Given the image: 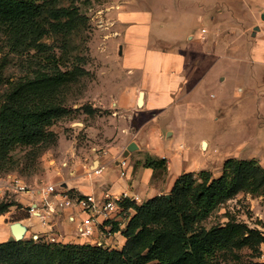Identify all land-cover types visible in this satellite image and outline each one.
I'll use <instances>...</instances> for the list:
<instances>
[{
    "label": "trees",
    "instance_id": "obj_1",
    "mask_svg": "<svg viewBox=\"0 0 264 264\" xmlns=\"http://www.w3.org/2000/svg\"><path fill=\"white\" fill-rule=\"evenodd\" d=\"M82 23L84 18L74 7H50L46 0H0L3 50L20 56L36 51L39 61L45 57L49 62L12 84L0 98V174L37 173L42 154L58 142L51 128L72 113L67 106L69 94L87 73L78 67L62 71L60 61L45 54L42 41L51 30L69 36ZM79 110L86 115L96 112L87 106ZM167 165V159L150 156L144 161V167L156 174L166 172ZM241 195L264 199V167L256 159H228L217 178L208 171L184 174L176 181L171 199L158 196L142 205L123 202L125 211L132 210L134 215L123 230L119 223L113 225L112 232H120L127 240L121 250L11 240L0 244V264H253L242 262L235 251L262 246V232L235 220L206 225ZM12 207L13 203H2L0 215Z\"/></svg>",
    "mask_w": 264,
    "mask_h": 264
},
{
    "label": "crops",
    "instance_id": "obj_2",
    "mask_svg": "<svg viewBox=\"0 0 264 264\" xmlns=\"http://www.w3.org/2000/svg\"><path fill=\"white\" fill-rule=\"evenodd\" d=\"M238 1L244 8L254 9L253 1ZM118 3L120 8L129 12L126 17L129 28L120 52L121 65L129 79L120 83L117 91L106 100L108 102L100 100L94 105V108H108L109 116L104 118L103 131H89L97 132L88 141L90 148H83L75 141L66 151L61 149L57 158L45 161L43 168L46 178L43 180L44 186L64 185V189L75 199L87 196L101 199L105 193H110L113 196L126 195L127 200L142 205L155 197L171 195L176 181L184 174L211 172L212 162L219 157L209 152L201 153L198 149L204 142L210 147V138L205 134L196 141V151L201 156L198 162H192L189 148L184 154L174 149L170 141L182 128L179 126L185 125L187 118L192 120L193 117L195 120L200 115L197 111L195 117L192 109L207 110L210 101L213 102L212 107L217 109L216 121L219 122L224 116L223 110L218 113L219 107L214 100L219 99V103L224 105L225 87L222 82L214 81L210 72L192 79L193 76L186 73L189 55L164 50L156 42L161 34L168 33L174 27L182 30L186 24L189 27L188 41L200 48L199 60L207 58L211 48L205 42L208 33L202 28L211 23L208 17L209 0H161L160 5L150 0H119ZM174 10L184 12L174 15ZM204 30L206 33H203ZM259 49L253 54L257 62L255 67H264V50ZM216 54L218 59L223 58V53ZM231 113L241 115V111L234 113L232 110ZM241 117L237 118L235 132L243 135L246 129L240 126ZM78 127L86 131L89 129L85 124ZM133 143L138 149L127 157L128 148ZM182 146L181 149L184 148ZM148 156L167 159V171L156 174L153 169L144 167ZM124 161L127 162L126 167H122ZM100 169L103 170L102 174L95 175V171ZM222 170L223 166L213 176H221ZM122 172L126 176H122ZM16 179H20L16 174H10L5 180L0 178V200L6 189L13 187L11 183ZM239 198H246L255 216L264 222V207L260 200H254L251 195H241ZM17 200L29 213L31 207L36 211L24 219H10L14 207L0 215V244L14 240L10 227L19 222L28 229L24 240L33 236L46 242L55 236L62 244L96 245L100 236L97 231L96 236L88 240L78 236L77 226L89 219L81 207L49 213L39 197L18 194ZM129 213L130 216L134 215L132 210ZM100 222L103 223V219ZM127 224L125 219L120 218V229H125ZM126 241L120 232L106 239V243L114 249H122Z\"/></svg>",
    "mask_w": 264,
    "mask_h": 264
},
{
    "label": "rangeland",
    "instance_id": "obj_3",
    "mask_svg": "<svg viewBox=\"0 0 264 264\" xmlns=\"http://www.w3.org/2000/svg\"><path fill=\"white\" fill-rule=\"evenodd\" d=\"M46 1L50 7L77 8L82 19L84 18V23L73 30L69 36L59 35L56 34L58 31L51 30L42 41L47 47L45 54L54 55L56 60L60 61L59 66L62 71L78 67L87 74L73 85L69 94L67 106L72 113L51 128V131L58 135V142L40 157L39 171L33 175L12 173L30 188L44 186L43 179L46 178V173L43 165L46 160L57 158V153L59 154L61 149L66 151L75 141L83 148H90L88 141L97 132L89 131L92 129L103 131L104 118L109 116L108 108H102V106L94 108V105L100 100L106 101L111 98L120 83L129 79L122 68L120 54L124 36L129 28L126 22L129 12L119 7V0ZM150 1L153 3L155 1L156 5L161 4V0ZM168 1L171 2V0ZM251 1H253V10L244 8L238 0H209L208 17L211 23L202 29H206L208 33L205 42H208L211 50L205 59L199 60L200 48L188 41L189 27L186 24L182 30L174 27L156 39L157 44H160L164 50L189 55L186 73L192 75V79L196 80L210 72L214 81L222 82L225 87L222 102L226 107L219 103V99L214 100V102L217 101L219 107L218 113H220L219 110H223L224 116L219 122L216 121L217 109L212 107L213 102L210 101V104H207V110L192 109L194 115L197 111L200 115L198 117L195 115V120L193 117L192 120L187 118L185 125L179 126L182 128L170 141L174 149L184 154L189 148L192 162H198L201 156L196 151V141L203 134L210 138V147L208 144L203 147L202 143L198 149L201 153L209 152L210 155L216 156L217 154L216 157H219L218 160L212 162V175H215L224 166L225 161L232 157L242 160L256 159L264 167V67H255L257 62L253 58L254 51L259 47V50H264V47H261L264 45V21L262 20L264 1ZM156 12L160 13L159 10ZM180 12L184 11L174 10L173 13L177 15L181 14ZM256 27H260L261 30L254 36ZM2 46L0 38V98L10 91L12 84L32 75L33 71L39 69L41 63L42 65L44 63V66L49 63L46 62L45 57L41 58L43 62L39 61L40 58L36 56L38 55L36 51L20 56L9 53L7 49L3 50ZM216 53L219 55L223 53V58L218 59ZM86 106L96 112L86 115L83 110H79ZM232 110L234 113L241 111V115L231 113ZM238 116H242L240 126L246 129L243 135L235 132ZM81 124H85L89 128L88 131L83 128L81 130L78 127ZM181 144L183 149L180 148ZM19 155L22 156L23 153ZM8 176L10 174H0L3 180ZM12 189V186L6 189L0 205L13 203L14 213L10 219L31 217L29 211L23 209L18 202V194ZM254 200H260V204L264 207L262 197L254 198ZM230 220H235L251 230L264 234V222L260 217L255 216L246 198L238 197L229 201L209 219L206 225L211 227L228 223ZM30 239L39 241V238L33 236ZM46 242L51 243L49 240ZM109 247L114 249L113 246ZM235 252L244 263L264 264L261 245L247 246ZM229 262L232 264V261Z\"/></svg>",
    "mask_w": 264,
    "mask_h": 264
},
{
    "label": "built area",
    "instance_id": "obj_4",
    "mask_svg": "<svg viewBox=\"0 0 264 264\" xmlns=\"http://www.w3.org/2000/svg\"><path fill=\"white\" fill-rule=\"evenodd\" d=\"M203 33H206V31L204 30ZM126 165L127 162L124 161L122 167H126ZM102 172V169L96 170L95 175H100ZM122 176H126V173L122 172ZM13 189L17 194H28L39 197L44 208L49 213H56L57 210H63L69 207H81L82 212L89 219L77 226L78 236L88 240L95 237L97 231L100 235H98L97 246L109 247L106 239L113 235V225L119 223L120 218L125 219L126 223L131 218L130 213H127L122 207V203L127 200L126 195L113 196L110 193H105L101 199H97L94 196L75 199L73 195L61 186L47 185L39 188H30L20 179L14 180ZM35 211L31 207L30 214H33ZM101 219H103V223L100 222ZM49 241L51 243H58L55 237H50ZM262 252L264 263V244L262 245Z\"/></svg>",
    "mask_w": 264,
    "mask_h": 264
},
{
    "label": "water",
    "instance_id": "obj_5",
    "mask_svg": "<svg viewBox=\"0 0 264 264\" xmlns=\"http://www.w3.org/2000/svg\"><path fill=\"white\" fill-rule=\"evenodd\" d=\"M262 20L264 21V14L262 15ZM258 31H260V27L255 28L254 36L256 35V32H258ZM206 146H207V143L204 142L203 147H206ZM137 149H138V147L136 146V144L133 143L128 148L126 156L128 157L130 153L134 152ZM166 197L168 199H171V195H167ZM10 228H11L12 235H13L15 241H23L24 240V238L27 234V231H28L27 227H25L21 223L17 222V223H13Z\"/></svg>",
    "mask_w": 264,
    "mask_h": 264
}]
</instances>
